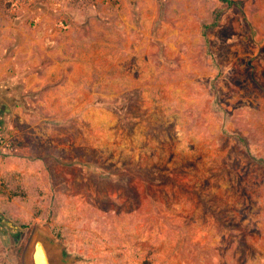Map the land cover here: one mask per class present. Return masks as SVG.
<instances>
[{
	"label": "rangeland",
	"instance_id": "1",
	"mask_svg": "<svg viewBox=\"0 0 264 264\" xmlns=\"http://www.w3.org/2000/svg\"><path fill=\"white\" fill-rule=\"evenodd\" d=\"M237 1L120 3L140 60L109 127L0 146V264L36 224L76 264H264V0Z\"/></svg>",
	"mask_w": 264,
	"mask_h": 264
},
{
	"label": "crops",
	"instance_id": "2",
	"mask_svg": "<svg viewBox=\"0 0 264 264\" xmlns=\"http://www.w3.org/2000/svg\"><path fill=\"white\" fill-rule=\"evenodd\" d=\"M124 1L0 0V134L70 146L78 131L74 144L91 145L93 126L109 127L140 60Z\"/></svg>",
	"mask_w": 264,
	"mask_h": 264
},
{
	"label": "water",
	"instance_id": "3",
	"mask_svg": "<svg viewBox=\"0 0 264 264\" xmlns=\"http://www.w3.org/2000/svg\"><path fill=\"white\" fill-rule=\"evenodd\" d=\"M77 259L47 224L33 226L22 255L23 264H76Z\"/></svg>",
	"mask_w": 264,
	"mask_h": 264
},
{
	"label": "trees",
	"instance_id": "4",
	"mask_svg": "<svg viewBox=\"0 0 264 264\" xmlns=\"http://www.w3.org/2000/svg\"><path fill=\"white\" fill-rule=\"evenodd\" d=\"M239 1L237 0H221V5L216 9L215 16L213 19V24H215L220 16L223 14L224 11H226L229 8L238 7L239 8ZM27 226V225H23Z\"/></svg>",
	"mask_w": 264,
	"mask_h": 264
},
{
	"label": "built area",
	"instance_id": "5",
	"mask_svg": "<svg viewBox=\"0 0 264 264\" xmlns=\"http://www.w3.org/2000/svg\"><path fill=\"white\" fill-rule=\"evenodd\" d=\"M13 141V137L10 135H0V146H10Z\"/></svg>",
	"mask_w": 264,
	"mask_h": 264
}]
</instances>
